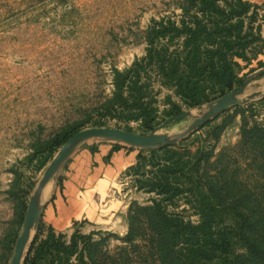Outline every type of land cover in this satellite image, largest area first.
<instances>
[{"label":"rangeland","instance_id":"1","mask_svg":"<svg viewBox=\"0 0 264 264\" xmlns=\"http://www.w3.org/2000/svg\"><path fill=\"white\" fill-rule=\"evenodd\" d=\"M208 3H216L222 15L204 12L208 8L204 0H0V264L12 262L31 199L45 172L63 146L84 130L113 128L149 136L169 119L189 113L187 118L168 124L159 134L167 136L174 145L186 141L185 148L192 151H212L214 166L219 162L220 167L225 158L231 171L238 173L240 183L264 190V161L254 162L255 150L243 144L244 128L255 123L264 126V0ZM161 23L193 29L200 24L210 32L214 23L222 28L242 26L241 36L234 33L232 37L202 38L203 44L212 40L229 44V62L223 67L232 72V87L226 84L229 77L206 72L200 78L199 88L203 103L191 106L166 84L157 67L146 62L143 71L150 76L146 103L151 104L154 120L146 116L133 119L139 114L135 110L110 111L115 72L124 73L147 57L150 28ZM176 37L169 36L162 43L170 46L171 53H185L181 47L188 37ZM203 49L213 51L207 44ZM244 86L239 99L247 104L233 106L191 132L212 106ZM68 129L74 130V135L53 154L46 153L44 144ZM155 150L158 149H142V163L138 160L120 180L117 194L128 205L125 234L103 231L85 221L76 222L66 233L56 232L44 218L48 204L45 187L39 197L41 220L33 231L23 264L34 256V247L48 242L51 234L66 246L77 236L80 251L87 242L85 238L91 236L100 245L102 255L118 260L119 264H141L138 252L124 240L129 233L130 209L162 200L151 189L157 172L154 155L161 154L154 153ZM166 206L172 213L199 222V215L185 198ZM79 254L71 259V264H89L87 257L82 262ZM60 257L65 264V255ZM36 264L61 261L39 258Z\"/></svg>","mask_w":264,"mask_h":264},{"label":"trees","instance_id":"2","mask_svg":"<svg viewBox=\"0 0 264 264\" xmlns=\"http://www.w3.org/2000/svg\"><path fill=\"white\" fill-rule=\"evenodd\" d=\"M204 2L208 7L204 12L218 17L222 15L216 3H208V0ZM234 33L241 36L243 27L230 25L229 28H222L214 23L212 32L200 24L196 29L166 23L151 27L147 57L124 73L115 72V94L114 100L108 104L109 110H135L139 114L134 115L133 119L146 116L154 120L151 104L146 103L150 91V76L143 71L146 62L149 66L157 67V72L166 84L176 89L191 106L201 105L200 78L206 72L222 78L229 77L226 84L233 78L230 69L223 67L229 62V44L214 40L203 44L202 38L204 35L210 39L232 37ZM173 35L176 38L188 37L187 43L181 47L185 53H171L170 46L162 43ZM206 44L213 51L205 52L203 46ZM232 85L229 84L230 87ZM147 128H151V125L147 124ZM248 128L243 130V144L255 150L254 162H262L264 126L255 123ZM73 135L74 130H63L44 144V151L53 154ZM185 142L176 145L171 143L154 151L161 154L154 155L157 172L151 189L162 200L153 201L151 206L135 205L130 209L129 233L124 243L138 252L141 264H264V190L259 191L258 186L251 188L240 183L238 173L231 171L225 158H222L220 167L219 162L218 166H214L212 151L201 148L192 151L185 148ZM143 160L139 158L141 163ZM180 198L187 199L193 206L200 218L198 223L169 211L166 203L173 204ZM85 239L87 242L80 251L77 236L72 239L70 246H66L56 239L55 234H51L48 242L34 247V256L28 257L26 264H36L39 258H51L54 263L60 260L62 264L61 254L66 257L65 264H71V259L79 253L82 262L87 257L89 264H109L108 260L112 261L111 264H119L118 260L102 255L100 245L93 242L91 236ZM124 253L128 262H131L128 250Z\"/></svg>","mask_w":264,"mask_h":264},{"label":"crops","instance_id":"3","mask_svg":"<svg viewBox=\"0 0 264 264\" xmlns=\"http://www.w3.org/2000/svg\"><path fill=\"white\" fill-rule=\"evenodd\" d=\"M142 149L109 140L81 144L57 177L46 185L45 222L66 233L76 222L125 234L128 205L121 197V178L138 163Z\"/></svg>","mask_w":264,"mask_h":264},{"label":"water","instance_id":"4","mask_svg":"<svg viewBox=\"0 0 264 264\" xmlns=\"http://www.w3.org/2000/svg\"><path fill=\"white\" fill-rule=\"evenodd\" d=\"M244 91L245 86L219 100L214 106L209 109L205 117L199 119L195 123V125L191 128V132L203 127L208 122L227 112L231 107L247 104V101H241L239 99L240 96L243 95ZM189 115V113H186L182 116L169 119L166 124L161 126L154 134L149 136L136 135L128 131L113 128H94L84 130L73 136L63 146L50 167L45 172L44 177L41 180L38 192L31 199L24 225V230L21 237L18 239L15 254L11 264H23L26 250L32 239L33 231L39 225L42 216V211L39 204L40 193L46 187V185L59 173L60 169L68 162L79 145L90 140H109L124 143L126 145L141 149H162L170 145L171 143L175 144V142L171 141L167 136L159 134V132L164 130L168 124L175 121H181L187 118Z\"/></svg>","mask_w":264,"mask_h":264}]
</instances>
